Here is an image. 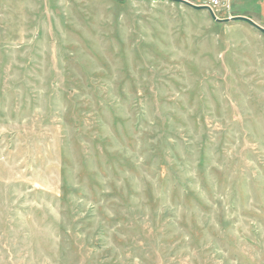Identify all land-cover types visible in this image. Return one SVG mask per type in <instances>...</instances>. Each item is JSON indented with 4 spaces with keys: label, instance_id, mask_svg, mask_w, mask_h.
Listing matches in <instances>:
<instances>
[{
    "label": "rangeland",
    "instance_id": "rangeland-1",
    "mask_svg": "<svg viewBox=\"0 0 264 264\" xmlns=\"http://www.w3.org/2000/svg\"><path fill=\"white\" fill-rule=\"evenodd\" d=\"M242 8L0 0V264H264Z\"/></svg>",
    "mask_w": 264,
    "mask_h": 264
},
{
    "label": "crops",
    "instance_id": "crops-1",
    "mask_svg": "<svg viewBox=\"0 0 264 264\" xmlns=\"http://www.w3.org/2000/svg\"><path fill=\"white\" fill-rule=\"evenodd\" d=\"M194 4H202L209 0H187ZM212 1V0H211ZM222 4L219 7H230L235 3L243 7L238 16H245L252 19L257 24H264V0H220ZM259 17V19H257ZM264 26V25H262Z\"/></svg>",
    "mask_w": 264,
    "mask_h": 264
},
{
    "label": "water",
    "instance_id": "water-1",
    "mask_svg": "<svg viewBox=\"0 0 264 264\" xmlns=\"http://www.w3.org/2000/svg\"><path fill=\"white\" fill-rule=\"evenodd\" d=\"M177 1H183V0H177ZM194 7L199 8V9L206 8V9H211L212 10V8L210 6H207V5H204V6H194ZM213 17L216 18L215 15H213ZM233 19H242V20L246 21L247 23H249L250 25H252L253 27L261 30L262 32H264V29L262 27H260L258 24H256L254 21H252L250 18H247V17H235Z\"/></svg>",
    "mask_w": 264,
    "mask_h": 264
},
{
    "label": "built area",
    "instance_id": "built-area-1",
    "mask_svg": "<svg viewBox=\"0 0 264 264\" xmlns=\"http://www.w3.org/2000/svg\"><path fill=\"white\" fill-rule=\"evenodd\" d=\"M212 3L215 7H219L222 4L220 0H212Z\"/></svg>",
    "mask_w": 264,
    "mask_h": 264
}]
</instances>
